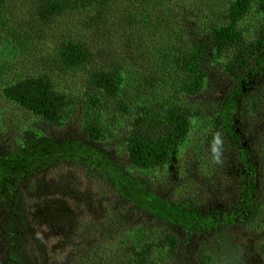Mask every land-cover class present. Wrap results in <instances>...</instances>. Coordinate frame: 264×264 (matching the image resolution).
<instances>
[{"label": "trees", "instance_id": "trees-1", "mask_svg": "<svg viewBox=\"0 0 264 264\" xmlns=\"http://www.w3.org/2000/svg\"><path fill=\"white\" fill-rule=\"evenodd\" d=\"M163 1L0 0V49L29 63L0 75V100L16 111H0V264H264V0H208L201 25L174 29ZM72 9L76 30L59 19ZM66 70L83 74L88 122L61 87ZM109 104L119 113L107 119ZM195 129L209 156L219 133L222 154L204 167L200 143L185 153L190 193L179 198L177 175L151 172ZM41 141L50 153L8 165ZM68 167L83 189L47 177Z\"/></svg>", "mask_w": 264, "mask_h": 264}, {"label": "rangeland", "instance_id": "rangeland-1", "mask_svg": "<svg viewBox=\"0 0 264 264\" xmlns=\"http://www.w3.org/2000/svg\"><path fill=\"white\" fill-rule=\"evenodd\" d=\"M169 1L170 2H168V1L164 2L163 1L162 5H163V10L167 13V15H169V18L171 20L170 24H171L173 29L180 26L182 21H184L188 17H191L192 20H196L197 18H199L200 20H198L197 23H195L193 25V26H195V25L199 26V25H201V19L208 17V14L211 13V12H209L210 5L208 4V2H209L208 0H169ZM159 8L161 9L160 6H159ZM183 8H185V9L190 8L189 15H188V12L186 13L183 11ZM17 12L20 15H24L25 14L24 7H22V6L19 7L17 9ZM180 14H182V19L179 18V16H178ZM59 19H61V20L63 19L64 22L70 23V25L73 27L72 28L73 30H76L75 26L80 27L82 25L79 10L72 9V10L66 12L64 14V16L62 18H59ZM61 20L59 21V25H58V22L56 21L54 23L49 24V29H47L46 27L43 29V35L41 36V38L39 40H36L34 43L35 45H37V47L34 49L33 53L36 52V54L38 53V55H39L40 53H42L44 47H45V51L49 48L48 43L51 42V36H52L53 32H55V30L50 31V29H54L55 27L60 26ZM61 26L65 29H68L67 27H64L63 25H61ZM68 30H71V29H68ZM57 32L60 33L59 29H57ZM33 53H32V55H33ZM28 65H29V63L24 58V56L21 58H13L12 59V56L7 51L0 49V67H2V69H3V71L0 72V75L5 74L7 71L12 72L15 68H23V67L28 66ZM61 87L65 90L69 91L70 93L72 91H74L73 92L74 94L79 95L80 99H82V100L80 102L79 109H78L76 115L80 119H84L87 122L90 121L95 115H94V112H93V115H89L86 107L82 103L83 100L86 98V96H88L87 93H84L86 91V86H85V80L83 79V74L80 73V71H76V70L75 71H69V70L67 71L66 70L65 72H63L61 74ZM141 98H144V93L141 89H139L136 92L132 91V96L130 98V101L133 102V101L139 100ZM88 107H89V105H88ZM11 108H12V105H8L7 103L0 100V111H1V113L8 115V112H11V115H14L16 111L12 110ZM107 108H110L109 111L104 112V115L107 119H110L111 117H114L117 113H119V111H117V109L114 108L113 104H109V106ZM94 110L97 111L98 108L94 107ZM124 119L125 118L121 119L120 123H122L124 121ZM23 122H25V120H23L21 124H23ZM189 137L192 138V140L190 142V146L183 147V149L181 148L176 153L175 157H172V159L168 161L164 170L160 169V170H156L155 173L151 172L152 177L154 178L153 180H156V181H157V179H160L161 177H165L166 175H168L169 177L177 175L179 178H178V181L176 184V186L178 188L176 194L179 198H184L187 195H189V193H190L188 183H186L184 180H182L181 176H180L181 175V173H180L181 172V164H182L181 160L186 155L185 153H188L189 150L193 152V148L195 146L199 145L200 142H197V139H198V137H201V134L199 135L197 130L195 129L194 131L193 130L191 131ZM199 141H200V138H199ZM200 144H201L200 146H201L202 150H204L202 155H204V157H207V160L204 164V167L212 165L214 163L213 156H209L211 154L208 151V148L205 145H203L202 143H200ZM38 147H39V149H37V154H34L31 157H26L25 159L21 160V162L15 161L13 163H9L8 165L10 167L16 168V171L19 169L28 168V167L32 166L37 161L38 157L43 156L47 153H50L52 148H53L52 144L49 143L48 141H41L39 143ZM71 171H72V167H68V169L64 175H62L59 172V173L54 174V176H52V177H49V176H47V177L49 179H52V181L54 180L55 182H60V184H62V185H64V183L69 185V187L74 191H79L80 189H83L84 185L82 183H80V181L82 180L80 171L78 169L74 168L73 174H70ZM198 172L199 173L201 172V168H199ZM180 179L183 181V183H181V184H180ZM98 188L99 189H97V188L94 189L93 197H99L100 194L104 191L102 187H98ZM157 189L162 190V187L159 186ZM75 193L79 194V192H75ZM75 196H78V195H75ZM77 199H78V201H80L79 198H77ZM75 200L76 199H74V204H76ZM137 201L140 204L147 203V200H141L138 197H137ZM86 204L89 205L90 207L83 208V210L86 212V214H89L92 207H94V206L90 205V201ZM51 234H52V232L50 231L47 235H51ZM51 240L54 241L53 238H51Z\"/></svg>", "mask_w": 264, "mask_h": 264}, {"label": "clouds", "instance_id": "clouds-1", "mask_svg": "<svg viewBox=\"0 0 264 264\" xmlns=\"http://www.w3.org/2000/svg\"><path fill=\"white\" fill-rule=\"evenodd\" d=\"M222 148H223L222 136L219 133H216L213 137L212 147H211L214 161L216 162L220 161V156L222 154Z\"/></svg>", "mask_w": 264, "mask_h": 264}]
</instances>
